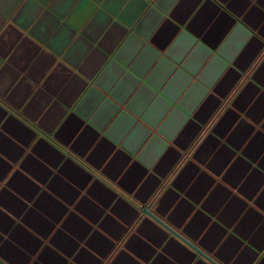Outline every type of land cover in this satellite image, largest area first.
I'll list each match as a JSON object with an SVG mask.
<instances>
[{
  "label": "crops",
  "instance_id": "obj_1",
  "mask_svg": "<svg viewBox=\"0 0 264 264\" xmlns=\"http://www.w3.org/2000/svg\"><path fill=\"white\" fill-rule=\"evenodd\" d=\"M0 264H264V0H0Z\"/></svg>",
  "mask_w": 264,
  "mask_h": 264
},
{
  "label": "water",
  "instance_id": "obj_2",
  "mask_svg": "<svg viewBox=\"0 0 264 264\" xmlns=\"http://www.w3.org/2000/svg\"><path fill=\"white\" fill-rule=\"evenodd\" d=\"M145 211L148 212L147 209H145ZM188 242L189 245H191L195 250H197L200 254H202L203 256H205L206 258H208L209 260L213 261L206 253H204L203 251H201L200 249H198L195 245H193L192 243H190L189 241H186ZM214 262V261H213Z\"/></svg>",
  "mask_w": 264,
  "mask_h": 264
}]
</instances>
